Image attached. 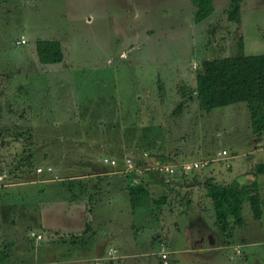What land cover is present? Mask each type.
I'll use <instances>...</instances> for the list:
<instances>
[{
	"label": "rangeland",
	"instance_id": "1",
	"mask_svg": "<svg viewBox=\"0 0 264 264\" xmlns=\"http://www.w3.org/2000/svg\"><path fill=\"white\" fill-rule=\"evenodd\" d=\"M211 3L212 12L194 22L193 0H0V264H21L18 256L27 252L18 250L55 238L37 219L48 222L49 211L60 207L52 197L57 188L72 200L84 197L82 231H96L102 199L124 187L119 203L156 218L151 236L161 247L157 237L168 238L187 213L203 205L210 183L254 179V165L264 162V128L251 123L247 102L204 111L192 89L201 60L236 53L240 39L243 53L264 52V0H242L239 21L227 17L229 0ZM37 38L58 40L62 60L40 63ZM223 148L226 155L218 153ZM30 154L31 170L22 159ZM127 156L134 161L129 170ZM106 157L116 164H107ZM199 159L207 160L201 169L179 167ZM158 163L174 165L175 172H154L150 166ZM131 181L145 188L139 205L128 195ZM96 197L100 204L89 201ZM242 215L255 219L248 202ZM134 223L133 234L141 239L145 231ZM246 231L251 239L264 236L262 229ZM184 235L177 231L179 244L189 240ZM69 245L67 258L73 259L78 246ZM171 249V260L163 258V264H244L247 258L246 264H264V249L257 256L239 246L211 255ZM126 261L147 264L142 257Z\"/></svg>",
	"mask_w": 264,
	"mask_h": 264
},
{
	"label": "crops",
	"instance_id": "2",
	"mask_svg": "<svg viewBox=\"0 0 264 264\" xmlns=\"http://www.w3.org/2000/svg\"><path fill=\"white\" fill-rule=\"evenodd\" d=\"M260 174L262 173H251L254 179L248 182V187L250 189L255 188L259 195L264 198V182L262 181L264 178L260 177ZM54 182L55 181L52 180L49 183L53 184ZM78 182L82 183V181ZM245 183L244 181L242 184L238 183V185L245 186L248 184ZM80 186L82 187L81 189L84 188V185L81 184ZM86 186L87 184L85 183V187ZM122 188L124 190V187ZM60 189L66 190L63 187ZM114 189H116V186H114ZM56 190V193L51 196L54 197L56 195L54 200H58L60 207H56L49 211L51 219H49L48 222H45L42 218L37 219L44 232L55 236V238H52L50 242L43 241L35 247L27 246V248H23V250H18L25 253L27 252L26 255L18 256V258L21 259V264H88V262H91V264L97 262L101 264H130L126 261L128 258L134 261L139 257H142L147 264H163L160 251L163 252L167 250V258L171 260L170 253L173 251L171 249L172 247H179L188 253L204 252L208 255L213 254L217 249H223V251L231 249L234 251L232 248L239 246L244 253L253 250V253L257 256L258 252L264 249V236L253 237L251 239L246 231V229L251 230L252 228L260 231L262 229L264 231V227L262 228V223H264L263 220L260 221V219L255 218L254 220L246 221L242 215V224L235 226L231 235L228 236L224 232H221L220 228L217 226L214 211L211 213L209 210V200H207L209 196L205 199L202 205L203 207L198 206L197 210L190 214L191 216H189L190 212L187 213L185 215V221L179 223L178 227H174L168 231V238L164 235L157 237L160 241H164L162 244L163 247H160V242L151 236V231L154 228L153 225L157 226L156 218L154 219V217H151V214L143 216L144 212L140 209L131 207L128 202L119 203L117 193L123 194V190H112V199H106V202L105 199H102L105 203V208L103 205L101 206L102 213L100 215L103 216L98 226L100 228L96 231H94V228H90L91 230L87 228L82 231V222H84L83 219L85 217L84 208L86 206L84 197L81 196L82 198L80 197L79 199L72 200L67 194L68 191H66L64 195L60 192L62 190L59 191L58 188ZM113 191H115L116 196H114ZM98 198L99 197H96L89 201H91L92 204L93 202L94 204H100V199ZM106 205L111 206L113 208L112 211L108 212L106 210ZM87 208L90 209L88 205ZM69 209H72L70 214L68 212ZM134 222L138 224V226H142L143 229L141 230L145 231L139 233L141 239L137 237L138 234H133V229L130 227L131 223ZM102 226L104 228H102ZM177 231L180 234L183 232L185 234L184 239L189 238V240L179 244L182 240H177ZM56 236L62 237L61 240H59V238L57 239ZM218 237H221V241L226 244L222 245L221 241L215 243ZM210 239H212V241H210ZM69 244L78 246V253L74 252L75 256L73 257L75 258L73 259L67 258L72 257L67 250L70 248ZM241 244H248L246 248L251 247L244 250L245 248H241ZM109 246L113 247V251L110 255L107 254V248ZM8 250L9 251H6L4 254L7 255L12 252V248ZM86 250L87 252L84 254ZM262 252H264V250ZM227 255L228 252H224V256L227 257ZM251 259H254V255L251 256ZM248 260H250V258L243 259L246 263H249ZM5 264L8 263L6 262ZM10 264H13V262ZM232 264H234V261Z\"/></svg>",
	"mask_w": 264,
	"mask_h": 264
},
{
	"label": "trees",
	"instance_id": "3",
	"mask_svg": "<svg viewBox=\"0 0 264 264\" xmlns=\"http://www.w3.org/2000/svg\"><path fill=\"white\" fill-rule=\"evenodd\" d=\"M241 1L229 0L226 9L229 19L239 21L238 14L242 7ZM193 4L195 6L194 22H201L213 10L211 0H193ZM241 47L240 39L238 49ZM238 49L232 55L202 59L192 91L195 92L199 108L204 111H210L216 106L233 102H247L251 123L260 130L264 128L262 114V107L264 106V52L243 53L242 49ZM35 51L40 63L56 62L63 58L61 44L56 39L37 38ZM180 107L181 103L178 104L177 108L180 109ZM30 157L31 154L23 156L22 159L28 161L29 166L27 167L31 170L34 163L29 160ZM253 171L254 173H264V162L255 164ZM132 175L135 174L131 173ZM127 189L132 204L139 205L141 202L139 200H142L139 194L145 195V188L141 184H134L131 181ZM248 191L247 187L232 183L212 182L208 186V196L213 206L215 222L221 232L228 236L231 235L235 226H239L243 222L241 210L244 202L249 203L254 218L261 217V206L264 198L259 195L255 188L254 191Z\"/></svg>",
	"mask_w": 264,
	"mask_h": 264
},
{
	"label": "built area",
	"instance_id": "4",
	"mask_svg": "<svg viewBox=\"0 0 264 264\" xmlns=\"http://www.w3.org/2000/svg\"><path fill=\"white\" fill-rule=\"evenodd\" d=\"M219 154L221 155H226L227 151L226 149H221L218 151ZM105 162L109 165H115L116 164V159L114 157H106L104 158ZM133 159L129 156L125 157L124 163L126 165V170L132 169L134 167ZM207 164V160L205 159H199V160H191V161H183L180 163L179 167L182 171L188 172L194 169H201ZM228 164V163H227ZM153 171L161 174V175H171L175 172V167L172 164H167V163H158L154 166H150ZM37 170H40L38 168ZM139 172H142L140 168H138ZM33 235H35L36 238H40L41 234L40 233H34L32 232ZM111 250L108 249L107 254H111ZM161 257L166 259L167 257V252L163 251L161 252ZM166 262V260H164ZM97 264H101L100 262H97Z\"/></svg>",
	"mask_w": 264,
	"mask_h": 264
}]
</instances>
